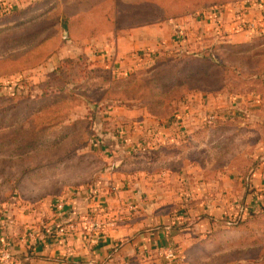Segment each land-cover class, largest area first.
Segmentation results:
<instances>
[{
	"label": "rangeland",
	"instance_id": "1",
	"mask_svg": "<svg viewBox=\"0 0 264 264\" xmlns=\"http://www.w3.org/2000/svg\"><path fill=\"white\" fill-rule=\"evenodd\" d=\"M38 1L30 0L23 7L14 4L12 13L30 5L33 7L0 21V214L3 222L11 224L14 213L23 211L20 207L26 206L30 210L29 222L37 224L25 232L26 237L30 232L29 237L33 240L40 232H46V237L60 227L73 224V229L59 233L54 241L53 248L64 259L67 256L64 242L77 237L75 221L84 215L86 199L94 194L90 189L83 195L85 186H78L77 181L85 179L89 182L97 174L91 176L93 170L81 172L82 168H74L76 172H71L67 166L52 169L51 165H55L52 163L59 155L75 144L73 137L80 139V153L88 149L89 142L95 149L104 147L110 153L130 147L128 151L137 153L138 160L141 156L142 160L154 158L155 150L146 148L145 143L159 148L166 146L167 140L174 139L178 141L172 144L174 148H168L165 155L152 160L157 161L153 167L167 166V171L181 172L177 179L176 175L173 180L167 179L172 185L167 189V209L170 212H167V224L150 222L160 231V237L154 238L145 251L124 254L118 263L264 264L262 2L207 0L188 11L167 16V10L159 5L162 0H42L36 4ZM185 1L186 5L197 3V0ZM175 2L179 4L180 0ZM213 5H218L222 12L202 14ZM157 10L164 11V20L158 21L155 17ZM228 12L232 15L227 17ZM237 18L254 21L255 25L249 30L246 22L244 30H236L234 20ZM169 19L183 24L182 29L190 32V39H193L192 30L198 34L205 28L207 35L211 34L209 22L220 31L213 36L197 35L200 42H190L187 38L183 47L172 45L161 49L158 55L178 51L187 55H206L201 56L205 60L192 58L196 60L188 64L187 61L192 59L175 54L160 61L146 55L145 62L139 67L118 71L89 60L81 53L82 37L86 34L113 32L117 26L115 32L127 31L138 25L157 24ZM231 26L233 30L228 28ZM227 28L231 30L229 34L239 33L238 39H241L242 33L246 40H239V45H229L228 34L223 32ZM174 35L172 39L176 41ZM218 44L224 46L212 48ZM90 50L94 51L93 47ZM78 56L86 57L80 67L91 71L88 74L92 76L75 77L70 85L79 88L78 93H83L79 98L88 100L89 105L69 101L66 92L57 99L50 96V89H46L49 97L41 102V85L47 84L44 81L54 63L57 66L59 61ZM213 63L220 66L211 67ZM76 65L69 63L68 67ZM109 74L113 82L103 80ZM222 88H226L219 93L224 97L222 107L200 108L196 104L199 99L208 102L213 98L210 94ZM107 89H110L108 96L98 100ZM111 97L127 103L137 117L145 114L154 121L139 122L128 130L123 124L121 131H116L109 125L112 122H107L113 117L109 105L119 102L109 100ZM224 111L232 113V119L207 126L203 123V119L212 115L217 119ZM56 112L63 121L60 129L44 130L41 134L35 132L33 118L43 121ZM85 117L90 119L89 123L83 119L70 129L63 128L71 121ZM194 117L200 119L196 121ZM130 131L135 133L134 138ZM197 131L200 132L195 134ZM132 145L136 148L132 149ZM137 146L146 149L138 150ZM38 163L49 166L41 173H34L29 181H17L23 168ZM240 167L247 172L244 174ZM244 197V213L255 211L256 216L245 218L239 227H235L230 221L237 215ZM27 200L31 204H26ZM97 221L99 223V218ZM98 228L92 232L95 239L105 233L100 224ZM9 251L12 252L11 247Z\"/></svg>",
	"mask_w": 264,
	"mask_h": 264
},
{
	"label": "crops",
	"instance_id": "2",
	"mask_svg": "<svg viewBox=\"0 0 264 264\" xmlns=\"http://www.w3.org/2000/svg\"><path fill=\"white\" fill-rule=\"evenodd\" d=\"M10 1L13 6L17 4L18 7H23L30 0ZM250 5L252 6L253 2ZM28 7L20 9H27ZM229 14L232 15L231 12H228L226 16L228 17ZM1 15L6 14L0 13V17ZM175 25L183 28V24L174 23L172 19H169L157 24L138 25L127 31L112 32L107 30L98 31L92 35L86 34L82 37V42L84 43H82L83 50L81 53L86 55L89 60L97 61L104 67L112 70L128 71L131 68L139 67L145 62L143 58L146 55L153 59L161 49L171 48L172 45L183 47L185 45L184 42H177L172 39L176 28ZM209 26V30H212L209 35L205 32V28L201 29L202 32L198 34L195 33L196 30H192L193 39H190V34L188 35L190 42L198 40L196 39L197 35L203 36L202 34H206L207 36H213L217 31H220L217 26L210 22ZM228 28L233 30V26ZM228 28L227 31H223L228 34L226 35L228 42L239 44L241 41L246 40L242 33L240 35L241 39H238L239 33L229 34L231 30ZM197 42H200V40ZM95 46H97L96 52ZM91 47H93L94 51H89ZM101 52H104L103 55H101ZM55 64L54 67L56 66ZM210 95L213 98L209 99L208 102H202L199 99L196 104L200 108L210 107L211 109L223 106V96L221 97L220 94ZM109 108L113 111V117H109L107 122H112L109 125L111 124L116 131L118 129L121 131L123 124L128 130L139 122L154 121L145 114L141 117L138 116V118L127 103H111ZM225 114L226 111L220 115L218 120L232 119V117L226 118L223 116ZM194 119L198 121L200 118L194 117ZM86 122L89 123L90 121L87 120ZM71 123L72 121L67 126ZM191 124H194V122ZM199 127H202V125L200 124ZM57 128L60 129V127ZM130 135L134 138L135 133L130 131ZM150 138L148 137L147 139ZM140 141H143V139H140ZM133 143H136V141L134 140ZM177 143L178 141L174 139L173 141L167 140V147L162 145V147L164 146L163 148H158L157 145L147 142L145 143L146 148L155 150L153 153L154 158L150 160L148 157L142 160L141 156L138 160L135 155L137 153L128 151L130 147H125L124 151L118 150L110 153L107 148L100 147L95 149L88 142V149H84L81 153L92 152L100 160V163L91 167L85 166L81 169V172L93 170L94 172L91 176L97 173L95 179L89 182L85 179L83 182L77 181L78 186H85L83 195L90 189L94 191V194L90 195L92 196L91 198L86 199L87 210L84 211V215L81 214L78 217L79 219L75 221L76 230H78L77 237L64 242V252L67 256L63 259L53 248L54 241L59 236L57 231L53 234H48L46 237H44L46 232H40L39 237H35L34 240L30 239V232H28V237H26L25 232L30 230L33 224L35 226L37 224L29 222L28 213L30 214V210L26 206H22L20 209L23 211L14 213L15 217L11 224H5L2 220L3 216L0 214V243L5 238L9 241V247L12 249V252H10L12 258L7 264H120L118 259H121L124 254L128 256L132 252L138 253L139 251L147 250L151 241L161 235L160 231L156 230L157 228L150 222L167 224V189L172 187L170 183H167L170 182L167 179L173 180V177H175L173 175H176V179L181 176V172L178 174L171 170L167 171V166L153 167L157 161L154 162L152 160L165 155L167 149L174 148L172 144ZM137 147L138 150L146 149L145 147ZM131 148L135 149L136 147L134 148L132 145ZM144 157L146 158L147 156L144 155ZM68 170L76 172L74 167H70ZM63 186L61 183V187ZM26 204H31L30 200H27ZM32 208L33 210L35 209L34 207ZM36 218L38 219V215H36ZM98 218L99 223L97 221ZM99 224L105 233L95 239V235L92 232L95 229H99ZM165 228L167 229V225ZM172 230L173 228H171ZM0 264H3V262L0 261Z\"/></svg>",
	"mask_w": 264,
	"mask_h": 264
},
{
	"label": "trees",
	"instance_id": "3",
	"mask_svg": "<svg viewBox=\"0 0 264 264\" xmlns=\"http://www.w3.org/2000/svg\"><path fill=\"white\" fill-rule=\"evenodd\" d=\"M177 0H162L161 2H159V5L166 9L167 10V16L171 13H176V12H185V11H188L190 7L192 6H199V5H203L205 4V1L208 2L207 0H197V3H193V4H190V5H186V2L185 0H180V3L179 4H176ZM42 2V0L38 1L36 4H40ZM167 2V5H165ZM190 2V1H189ZM218 6V5H217ZM33 5H30L27 9H19L17 11H13L12 12H9L7 13L4 17H0V21H5V20H8L9 18H11L12 16L14 15H17L21 12H24L26 10H29L30 8H32ZM155 12V11H153ZM163 12L164 11H161V10H157L156 11V15L155 17L158 19V21H161V20H164V17H163ZM119 27L117 26L115 29H113V32H115V30H117ZM225 44V43H224ZM229 45H239V44H231V43H228ZM222 46L224 45H221V44H218V45H215L214 47H212L213 49H219L221 48ZM219 47V48H217ZM160 53V52H159ZM159 53L156 54V58H157V61H160L162 59H164L165 56H167V58L169 56H172V55H179V56H182L183 58L185 59H192V58H201L203 60H205V58L201 57V56H206V55H201V56H198V55H187V54H184V53H181V52H178V51H167V55L166 53H164L163 55H158ZM180 53V54H179ZM85 56H78L77 58H74V59H66V60H62L61 62L59 61L58 65L56 67H54L53 70H51L49 73H48V79L46 81H44L45 83L47 84H42L41 85V88H42V92L43 94L40 95L39 99L40 101H45L49 96L47 94V91L46 89H50V96H54L56 97L57 99L59 98V96H61L62 92H66V96L68 97L67 99H69V101H72L73 103H83V104H88L89 105V102L88 100L82 98L80 99V95L82 94L83 96V93H78L79 92V88H77V86L74 84V85H70L73 83V79H75V77H78V76H85V77H89V76H92L90 74H88V72L90 73L91 71L89 70H85L84 67H82L81 69V63L82 62H85ZM81 59V60H80ZM196 59H192V61H187V63H193ZM69 63L71 64H74L76 63L77 65L76 66H72V67H68ZM217 66H220L218 63H213L211 67H214L216 68ZM104 81H107V80H110L113 82V77L112 75L109 74L108 77H105L103 78ZM48 81H51V82H48ZM58 86H57V84ZM226 88H222L221 90H216L215 92H212V94H219L223 91H225ZM110 89H107L105 91H103L102 95L100 96L101 98L99 99L98 97V100H102L104 99V96H108L107 93H109ZM45 92V93H44ZM114 97H111L109 98V100H114V101H119L120 99H113ZM120 102V101H119ZM104 106V105H103ZM94 107H97V106H94ZM83 119L86 121L87 118H82V119H75L74 121H72V123L69 125V126H63V128H68L70 129L72 126H74L76 123H82L83 122ZM35 120V132H38L39 134L43 133L44 130H50L52 128H57V127H61L62 126V119L60 117V115L56 113L46 117L43 121H38L36 118H33L31 120V122ZM90 120V119H89ZM225 121H228L227 119L226 120H223V121H220V122H225ZM216 122H219V120H217ZM87 123V122H86ZM200 131H197L195 132V134L199 133ZM212 138V137H210ZM209 138V139H210ZM75 141V144L74 145H70V147H68V151H63L61 155H59V158L54 161L52 164H55V165H51L52 166V169H56V166L59 167L60 169H62L63 166H67L69 169L70 167H74L76 169H79V168H84L85 166H93V165H96V164H99L100 163V160L97 158V157H93L94 154L92 152H89V153H80L79 150L81 149L82 147V144L79 143V140L80 139H75L73 137V139ZM95 158V159H94ZM94 160H97V161H94ZM49 165H46L44 163H38L37 165L33 166V167H26V168H23L22 171H21V175L17 178V181L19 182H22L23 180H31L32 179V176L34 173H41L43 172L45 169L48 168ZM237 168V169H236ZM234 167V169L238 170V167ZM241 168V167H240ZM241 170L243 171V173L245 174L247 172V169H242ZM248 181V177H245ZM246 182V181H245ZM7 199V198H6ZM240 209L237 213V215L235 216V218L233 220L230 221V224L231 225H236L235 227H239V225L244 221L245 218H254L256 215L255 211H249L247 212L246 214L244 213L245 212V197L242 199L241 201V204H240ZM262 211H264V207L262 209ZM238 224V225H237Z\"/></svg>",
	"mask_w": 264,
	"mask_h": 264
},
{
	"label": "built area",
	"instance_id": "4",
	"mask_svg": "<svg viewBox=\"0 0 264 264\" xmlns=\"http://www.w3.org/2000/svg\"><path fill=\"white\" fill-rule=\"evenodd\" d=\"M257 1H259L260 3L262 2L261 8L264 9V0H257ZM12 7H13V5H12L10 0H0V13L1 14H7V13L11 12ZM221 10L222 9H220L219 6L213 5L212 7L208 8L207 10L202 11V14L205 15L207 12H210V11H214L215 13L222 12ZM234 21H235V24H234L235 27L234 28L236 30L237 29L238 30H244L242 28L246 27V22L249 23V25H248L249 30H250V28H253L255 25L254 21L253 22L245 21L244 19H240V18H237ZM174 33L176 34L174 36H175L177 42H184L190 36L189 35L190 32H188V34L185 33L181 26H177L174 30ZM231 115H232V113H228V114L226 113V115H223V116H225V117L229 116L230 117ZM219 117L220 116H218L216 119V116L212 115V116L208 117L207 119H203L202 121L205 125H208V124H212L215 120H218ZM73 227H74L73 224L65 225V226L57 229V232L62 234V232H64L65 230H71V229H73ZM11 258H12V255L9 251V243L5 238H3L1 240V243H0V261L4 263L5 260L10 261Z\"/></svg>",
	"mask_w": 264,
	"mask_h": 264
}]
</instances>
